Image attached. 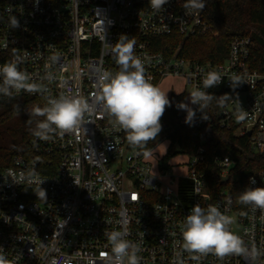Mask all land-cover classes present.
Masks as SVG:
<instances>
[{
	"label": "built area",
	"instance_id": "2783aa9c",
	"mask_svg": "<svg viewBox=\"0 0 264 264\" xmlns=\"http://www.w3.org/2000/svg\"><path fill=\"white\" fill-rule=\"evenodd\" d=\"M183 2L170 0L165 10L155 13L149 0H0V66L16 62L49 89L43 95L22 91L13 98H39L45 106L48 98L69 95L92 104L99 74L119 70L109 45L124 34L135 39V54L154 85L169 76L182 77L191 92L202 89L207 72L216 71L225 78L208 91L216 96L238 93L249 112L248 119L237 123L229 102L225 108H208V121L200 120L197 112L192 126L177 127L188 126L198 136L213 128L233 131L264 154V69L252 65L254 40L235 38L221 63L190 60L182 54L185 40L209 26L202 11L186 16ZM12 16L20 22L17 29L10 26ZM178 38L176 49L161 47ZM46 71L55 77L51 83L42 79ZM232 75L247 82L235 92L228 81ZM94 107L77 129L53 134L47 141L35 137L28 157L18 156L0 168V247L7 259L14 264H112L105 234L121 231L141 247L140 264H252L243 255L221 260L209 253L196 261L183 252L182 225L198 203L217 206L233 217L231 230L249 249L256 246L261 255L255 264H264V212L250 206L239 211L224 187L235 165L229 156L215 157L211 166L201 144L188 156L186 176L164 180L168 169L154 173L128 144L125 132L109 122L99 105ZM250 177L256 183L250 185L248 179L249 187H264V171ZM40 181L47 200L34 193Z\"/></svg>",
	"mask_w": 264,
	"mask_h": 264
},
{
	"label": "clouds",
	"instance_id": "9594fccd",
	"mask_svg": "<svg viewBox=\"0 0 264 264\" xmlns=\"http://www.w3.org/2000/svg\"><path fill=\"white\" fill-rule=\"evenodd\" d=\"M169 2L170 0H149V5L155 13H159L165 10V5ZM205 7V0L183 2L186 16L198 14ZM10 26L15 29L20 27L16 16L10 17ZM135 45V39L124 34L120 35L115 44L109 45L119 70L115 73L105 70L99 74L98 94L93 98L92 104L83 97L60 95L58 98H48L44 107H34L29 115L44 119L36 121L35 127L30 129L32 135L45 141L51 139L53 134L63 136L66 132L77 129L83 122L85 114L91 115L96 110L94 105H99L100 110L109 118V122L118 130L125 132L128 144L134 150H139L136 154L148 158L152 153L147 149V145L161 133L163 127L161 119L166 108L172 106V102L168 98V92L161 91L146 75L144 62L135 54ZM223 78L225 77L219 72H207L202 79V89L200 87L193 89L187 97V103L181 101L176 104L178 110L186 112L184 121L186 124L189 126L194 124L197 112L200 114V120L208 121L206 110L213 101L218 108H225L231 102L234 105L233 115L237 123L249 118V112L242 106L238 93L216 96L208 91L220 85ZM42 79L51 83L55 77L46 71ZM228 81L233 92L247 83L239 75H232ZM22 91L42 95L49 93L46 85L35 82L29 73L19 69L16 62L0 66V95L13 98L14 93L19 95ZM27 123L31 125L33 121L29 119ZM43 182H38L39 188L34 191L39 200H47L46 190L41 187ZM255 183V177H249V184ZM238 203L250 206L253 211L264 212V187H246L240 192ZM233 223V217L221 212L217 206L208 205L203 208L198 203L195 204L185 216L182 225L180 246L183 252L188 253L191 259L196 261L209 253L221 260L233 254L243 255L255 264L261 253L255 245L249 249L245 241L231 230L230 226ZM105 235L111 246L112 256L109 259L112 264H140L142 257L138 253L142 249L139 244L126 238V232L112 231ZM0 264H14L7 259L2 247ZM177 264H183V261L178 260Z\"/></svg>",
	"mask_w": 264,
	"mask_h": 264
},
{
	"label": "trees",
	"instance_id": "16d2710c",
	"mask_svg": "<svg viewBox=\"0 0 264 264\" xmlns=\"http://www.w3.org/2000/svg\"><path fill=\"white\" fill-rule=\"evenodd\" d=\"M206 7L202 11L209 30L185 40L182 54L192 61L223 62L229 53L230 45L235 38L251 37L255 42L252 52L254 68L264 69V0H205ZM167 39H164L166 41ZM165 44L169 47L165 48ZM180 44V39L171 43L164 42V50H174ZM217 91V90H216ZM172 106L166 108L161 119L162 131L158 138L150 141L148 150H152L163 139L171 140L170 152H178L187 156L196 153L203 144L206 147L207 163L214 166L215 157L229 156L235 162L230 171L229 180L224 185L234 197L239 211L246 205L238 203V196L246 187L251 175L264 171V154L256 153L248 137H238L233 131L213 128L205 135H195L188 126L177 127L186 115L184 110H178V102H186V95L169 97ZM44 107L42 99L17 97L0 98V168H6L18 156L31 154V143L35 138L30 129L35 127L43 117L30 116L31 110ZM213 101L209 107L216 109ZM33 123L29 125L27 121ZM213 181V179H211Z\"/></svg>",
	"mask_w": 264,
	"mask_h": 264
},
{
	"label": "rangeland",
	"instance_id": "374dc122",
	"mask_svg": "<svg viewBox=\"0 0 264 264\" xmlns=\"http://www.w3.org/2000/svg\"><path fill=\"white\" fill-rule=\"evenodd\" d=\"M157 87H159L163 92H168V98L172 95L185 94L186 103L188 102L187 97L190 94V87L188 86L185 78L169 76L161 79L158 82ZM185 116L178 123L179 125L185 123ZM170 146L171 140L165 138L157 146L150 150L152 154L146 158L152 166L154 173H163L161 172L162 169H168L167 177H164V180H168V176H174L178 179L188 174L187 163L189 161V157L179 153L178 149H175L174 152L171 153Z\"/></svg>",
	"mask_w": 264,
	"mask_h": 264
},
{
	"label": "snow or ice",
	"instance_id": "6c2138e0",
	"mask_svg": "<svg viewBox=\"0 0 264 264\" xmlns=\"http://www.w3.org/2000/svg\"><path fill=\"white\" fill-rule=\"evenodd\" d=\"M132 198L135 199V196H133Z\"/></svg>",
	"mask_w": 264,
	"mask_h": 264
},
{
	"label": "water",
	"instance_id": "95a60500",
	"mask_svg": "<svg viewBox=\"0 0 264 264\" xmlns=\"http://www.w3.org/2000/svg\"><path fill=\"white\" fill-rule=\"evenodd\" d=\"M224 180H227V178H224Z\"/></svg>",
	"mask_w": 264,
	"mask_h": 264
}]
</instances>
